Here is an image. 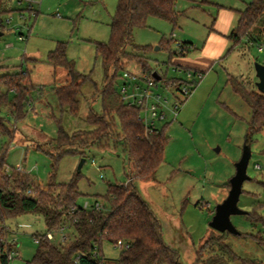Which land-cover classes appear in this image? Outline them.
<instances>
[{"label": "rangeland", "instance_id": "1", "mask_svg": "<svg viewBox=\"0 0 264 264\" xmlns=\"http://www.w3.org/2000/svg\"><path fill=\"white\" fill-rule=\"evenodd\" d=\"M203 1L178 0L176 24L150 16L146 26L134 30L135 42L147 47L140 52L144 62L159 69L163 76L159 92L171 100L174 96L166 82L188 78L187 69L177 64L178 57L182 56L178 53L180 46L190 47L193 43L195 48L192 46L185 56L198 55L204 50V43L210 42V36L215 33L222 36L233 20L232 28H235L241 12L253 0ZM117 3L118 0H42L41 5L34 4L37 10L34 15L23 11L24 7H18L15 2H8L12 11L3 19L0 75L29 71L35 88L21 117L7 108L1 109L0 115L7 120L9 135L0 131V150L7 149L6 170L10 174L21 165L22 173L35 179L34 193L37 188L49 192L53 173L56 183L69 182L78 173L82 160L78 182L83 194L78 203L82 206L86 202L92 205L97 195L107 192L109 184L125 183L132 174L129 153L122 146L112 145L111 141L110 146H92L86 150L73 145L68 148L73 153L63 155L55 168L48 154L56 151L60 125L69 133L88 129L87 117L91 109L99 114L102 112L100 91L104 86V70L101 57L95 51V42L110 39V23ZM20 34L25 35L24 40L20 39ZM60 41L67 43V56L75 62L76 70L91 78L82 86L78 114L63 111L56 95V88L67 84L69 79L64 67L48 62L50 51ZM172 51H176L173 56ZM228 51L210 62L208 71L202 72V79L191 78L193 91L176 119L169 115L168 119L156 122L157 128L166 127L169 137L164 161L155 180H135L141 197L161 222L165 242L179 252L180 264H201L196 262L199 247L211 234H221L210 222L217 205L229 194V183L243 153L252 112L233 91L228 79L233 75L259 91L255 64L264 63V15L242 43ZM126 70L145 69L137 59L126 60L115 81L118 92ZM131 91L129 88L128 92ZM251 152L248 166L251 179L243 184L238 206L248 212L255 208L264 215V130L256 135ZM256 164L261 168H256ZM59 191L56 187L52 193ZM231 219L245 236L224 232L227 243L241 257L256 261L233 264H264V246L252 237L261 232L262 227L252 224L246 214L233 215ZM45 232V220L40 214L0 218V243L12 250L9 264H26L37 249L35 235ZM59 240L57 234L56 243ZM102 251L107 259H117L121 247L103 241Z\"/></svg>", "mask_w": 264, "mask_h": 264}, {"label": "trees", "instance_id": "2", "mask_svg": "<svg viewBox=\"0 0 264 264\" xmlns=\"http://www.w3.org/2000/svg\"><path fill=\"white\" fill-rule=\"evenodd\" d=\"M10 1L0 0L2 32L5 28L4 16L12 11L8 4ZM177 2L178 0H118L110 23V39L107 42H95V51L101 57L104 70V86L100 91L102 112L99 114L91 109L87 117L90 126L88 129L69 133L60 125L55 142L56 151L48 152L54 160V168L63 155L73 153L68 151L73 145L86 150L92 146H110L111 141L112 145L122 146L129 153L132 174L127 182L109 184L104 195H97L95 202L102 200V209H85L78 203V198L83 195L78 186L79 172L69 182L63 183H56V175L53 173L49 180V192L37 188L34 193L35 179L22 173L23 170L15 169L10 174L6 170L7 149L0 150V218L34 213L42 215L46 224V232L35 235L40 237V242L35 254L26 264H180L179 252L165 242L160 220L141 197L135 184V180L156 179L169 140L166 127L146 129L140 119L139 107L124 102L115 88L116 78L126 60L137 59L145 72L152 70L140 53L147 47L135 42L134 30L146 26L150 16L176 24ZM263 15L264 0H253L247 5L241 12L237 26L228 36L233 43L232 47L242 43L243 38L248 36L252 26ZM192 46V43L190 47L181 45L178 53L185 55ZM173 54L176 51H172L171 56ZM48 62L68 71V82L56 88V95L63 111L78 114L82 86L91 78L76 70L75 62L67 56L66 42L57 43L56 48L48 55ZM228 82L233 91L251 107L245 143L252 144L256 135L264 130V94L246 86L233 75H230ZM34 88L29 71L20 70L0 75V111L7 108L15 112L18 118L21 117ZM6 123L7 120L0 115V131L9 135ZM56 187L60 191L54 194L52 190ZM246 215L252 224L262 227V231L252 234V237L264 246V215L255 208ZM65 225L73 232L67 242L56 243L47 238V232L59 231ZM240 235L245 236V233L241 232ZM103 241L121 247L117 259L105 258ZM11 254L12 250L5 243H0L1 264H9ZM250 260L256 262L238 255L227 243L225 233L211 234L197 250L196 257V262L201 264H233Z\"/></svg>", "mask_w": 264, "mask_h": 264}, {"label": "built area", "instance_id": "3", "mask_svg": "<svg viewBox=\"0 0 264 264\" xmlns=\"http://www.w3.org/2000/svg\"><path fill=\"white\" fill-rule=\"evenodd\" d=\"M16 3L18 7H24L22 10L31 12L34 15H37V10L34 7L35 3L40 4L42 0H11ZM7 23L11 21V17L8 18ZM4 22V21H3ZM4 24V23H3ZM20 39L24 40L25 35L20 34ZM188 78H178L176 82H166V86L172 91L174 96L173 100L169 99L167 96H163L159 92L161 85L160 80L163 78L159 69H153L150 72H145L143 70L138 72H131L126 70L123 73V84L119 90V94L122 100L129 105H135L140 109V119L145 125L146 129L152 130L156 127V122L168 119L169 115L173 119H176L180 113L183 103L186 101L187 97L193 91V85L190 80L203 78V73L201 71L187 69ZM157 72L160 75V79H157L154 76V73ZM192 78V79H191ZM198 81V80H197ZM143 83V84H141ZM129 88H132V91L129 93ZM1 138V135H0ZM256 168L260 169L259 164L255 165ZM18 170H23V167L20 165ZM83 207L85 209H96L100 210L103 208V203L100 201L94 202L92 205L89 202H86ZM60 235V242H67L73 235L71 229L68 228V225L62 227L57 233L50 231L46 233L47 238L50 241H55V236ZM35 241L38 244L40 242V237L35 236Z\"/></svg>", "mask_w": 264, "mask_h": 264}, {"label": "water", "instance_id": "4", "mask_svg": "<svg viewBox=\"0 0 264 264\" xmlns=\"http://www.w3.org/2000/svg\"><path fill=\"white\" fill-rule=\"evenodd\" d=\"M1 35H3L2 31H0V36ZM255 69L256 76L258 78L256 82L257 88L259 92L264 94V63H256ZM154 76L157 79L161 78L157 72L154 73ZM251 155V144L245 143L242 156L236 163V173L230 181L229 194L222 203L217 205L215 209V214L210 222V226L221 233L230 232L236 235L241 234V232L233 224L231 217L233 215H244L248 213V211L243 210L238 206V202L243 191L244 182L251 179L248 174V166ZM83 162L84 160L81 161L78 172H80Z\"/></svg>", "mask_w": 264, "mask_h": 264}, {"label": "crops", "instance_id": "5", "mask_svg": "<svg viewBox=\"0 0 264 264\" xmlns=\"http://www.w3.org/2000/svg\"><path fill=\"white\" fill-rule=\"evenodd\" d=\"M177 5V4H176ZM234 21V20H233ZM233 21L229 24V28L222 29V36L218 34H213L210 36V42H205L204 47L211 46L208 50L204 48L201 53H198L196 56H179V62L177 60V64L182 65L184 67H188L194 70H199L206 72L210 68V62L215 61V59L222 57V54L227 52L230 48L232 49V41L229 39V34L234 29ZM193 44V43H192ZM195 48V45H193ZM228 48V50H227ZM227 50V51H226ZM229 52V51H228ZM106 258V257H105Z\"/></svg>", "mask_w": 264, "mask_h": 264}]
</instances>
